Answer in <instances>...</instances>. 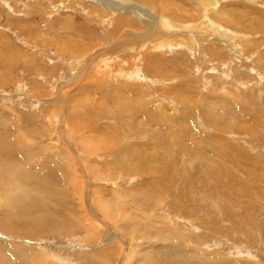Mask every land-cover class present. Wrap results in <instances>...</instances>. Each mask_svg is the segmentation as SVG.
<instances>
[{
	"label": "rangeland",
	"instance_id": "374dc122",
	"mask_svg": "<svg viewBox=\"0 0 264 264\" xmlns=\"http://www.w3.org/2000/svg\"><path fill=\"white\" fill-rule=\"evenodd\" d=\"M210 1L224 17L213 33L226 29L236 41L212 36L211 25L195 34L202 0H156L190 30L164 47L104 52L93 65L122 33L144 35L150 23L131 11L151 6L0 0V137L30 172L12 200L0 196L6 263L29 264L14 257L19 244L30 264H178L196 249L264 264V0ZM112 3L129 11L118 30L124 13ZM101 202L124 240L100 223Z\"/></svg>",
	"mask_w": 264,
	"mask_h": 264
},
{
	"label": "bare ground",
	"instance_id": "6f19581e",
	"mask_svg": "<svg viewBox=\"0 0 264 264\" xmlns=\"http://www.w3.org/2000/svg\"><path fill=\"white\" fill-rule=\"evenodd\" d=\"M97 2H100V3H103V4H106V5H108V4H111V0H96ZM116 1V0H115ZM138 3H140V4H142V5H144V6H147V7H149V6H151V12H150V14H146V13H144L145 15H142V13H143V9L142 8H139L136 12H135V10H136V8L134 9V10H132L131 12V14H135L136 15V17L138 18V19H140L141 20V23H144V24H146V23H150L149 24V26L147 27V29H146V31H145V33H144V35H141L140 33H134V34H132V32L131 31H133V30H131V31H127V32H125V33H122L123 35H122V37L120 38V40L118 41V43H116V44H111L110 46H108V48H106L105 50H103V52L101 53V52H99L97 55H95L94 57H92L91 58V63H92V61L93 60H95V58H97V56H99L100 54H103L104 52H108V54H115L116 56H117V54L119 53V52H121V51H124V50H131V48L133 47V46H135V47H137V46H144V45H146V44H149V45H152L153 47L154 46H157V45H159V46H161V47H164L165 45H169V39L168 38H170V36L172 37H174V36H177V35H179V34H181L182 32H188L190 29H188V30H182L181 28H176V26H175V22L176 21H172V20H168L165 16L167 15V16H169V14H167V12H166V9H165V7H161V6H158L157 4H156V0H136ZM159 1V0H158ZM208 1H210V0H202V3H203V5H204V7H203V9H204V12H203V14H206V16L205 17H203L204 19H205V21L204 22H202V23H199V24H201V25H199V30H197V32H196V30H195V32H193V33H195V34H198V32L200 33V31H201V28L203 27V26H207V25H211V24H213V23H215L214 21L215 20H220V19H222V18H224V17H221V16H219V13L220 12H216L215 10H213L214 8H213V6H215V5H217L218 3H213V6H212V8L213 9H211V7L209 8V6H211V1L210 2H208ZM215 2H217V0H214ZM153 3H155V6H154V4ZM126 5V4H125ZM153 5V6H152ZM112 7H111V9H113L114 8V10L116 11V10H123V13H124V15H118V17H117V19L115 18V22L117 23V25L115 24V30H118L122 25H125L126 24V21H127V14H129V11H128V9L126 8V7H124V5L123 4H117V3H112V5H111ZM130 6H131V4H130ZM134 6H135V4H134ZM217 7V6H216ZM178 10V9H177ZM180 11V10H179ZM187 11V10H186ZM174 12V11H173ZM177 12V11H176ZM179 13V12H178ZM187 13V14H186ZM185 13V15H188V13L189 12H186ZM126 14V15H125ZM175 15V14H174ZM183 15V14H182ZM225 15V14H224ZM223 15V16H224ZM130 16V15H129ZM176 16V15H175ZM185 17V16H184ZM189 20H190V14H189ZM176 17H174V19H175ZM179 18V17H178ZM171 19V18H170ZM173 19V20H174ZM177 19V18H176ZM182 19V18H181ZM186 19V18H185ZM184 19V20H185ZM178 20H180V18L178 19ZM143 21V22H142ZM172 22L174 23L173 25H172ZM179 23V22H178ZM131 26V25H130ZM182 27V26H181ZM216 28H214L212 25L210 26V28L209 29H211V34H212V36H217V37H226L227 35L228 36H233L234 38H231V37H229L230 39H231V41H236V39H235V37H237V36H235L236 34L234 33L233 35H232V33L230 34L229 32L228 33H226L228 30H223V32H220V34H214L213 33V31L215 30V31H217L218 32V29H222V28H218L217 26H215ZM184 28V27H183ZM121 30V29H120ZM120 32V31H119ZM117 33V32H116ZM204 33H209L210 34V32H207V31H204L203 30V34ZM219 35V36H218ZM158 36H160V37H165L164 38V40L163 41H161L160 40V38L158 37ZM199 37H201V38H203V35H199ZM206 37V36H205ZM241 38V37H240ZM244 38V37H243ZM162 39V38H161ZM219 39V38H218ZM239 39V38H238ZM224 41V40H223ZM114 43V42H113ZM154 44V45H153ZM238 44V43H237ZM244 45V43H242V46ZM231 46V45H230ZM74 47V46H73ZM244 47V46H243ZM76 50V49H75ZM82 50V49H81ZM64 51H66V49L64 50ZM78 51V50H77ZM148 56V55H147ZM148 57H150V56H148ZM96 61V60H95ZM88 63V62H87ZM90 64V63H89ZM93 65H94V63H92ZM123 66H124V63L122 64ZM87 68H89V67H87ZM86 68V69H87ZM99 70V69H98ZM130 70V69H129ZM128 70V71H129ZM82 72V71H81ZM86 72H88L87 70H85L83 73H84V75H85V73ZM134 72V71H133ZM83 73H82V75H83ZM99 73V72H98ZM76 74V73H75ZM93 74V72H90V75L88 74L87 75V79H86V81L88 80V78H90V76ZM82 75H78L77 77H75L74 79L73 78H71V79H73V81L74 82H79V81H81V79H82ZM89 76V77H88ZM134 76V75H133ZM139 77V76H138ZM142 77V76H141ZM137 79V78H136ZM143 79V78H142ZM75 84V83H74ZM76 85V84H75ZM85 86V85H84ZM70 87V86H69ZM129 94V93H128ZM138 108V107H137ZM64 109V108H63ZM157 110V109H156ZM137 113V112H136ZM138 113H139V111H138ZM65 114V113H64ZM78 115V114H77ZM157 115V114H156ZM163 115V117L162 118H164V113L162 114ZM64 116V115H63ZM62 116V117H63ZM158 116V115H157ZM65 117V116H64ZM160 119H161V117H160ZM61 120H62V118H61ZM164 120V119H163ZM63 121V120H62ZM161 121V120H160ZM64 122V121H63ZM62 122V123H63ZM66 122V121H65ZM144 123V122H143ZM133 124V123H132ZM62 125L63 124H61V127H62ZM145 126V125H144ZM143 126V127H144ZM64 127V126H63ZM74 128V127H73ZM142 129V128H141ZM140 129V130H141ZM158 129V128H157ZM62 133V132H61ZM129 137V136H128ZM10 139H8L7 140V138L6 137H3V136H1L0 137V148H1V150L4 152V155H2V157H1V155H0V196L2 197V196H5V198L8 196V198H9V200H12L13 199V195H14V192H16L17 190L15 189L16 188V184H19V186L21 187V186H23V181L25 180L26 181V179L28 178V173H30V172H26L24 169H26L25 167H17L16 165H17V162H18V158H19V155H15V150H12V149H7V144H6V142L7 141H9ZM12 140V139H11ZM13 141V140H12ZM69 141V140H68ZM80 142V141H79ZM82 142V141H81ZM84 144H85V142H84ZM127 144V143H126ZM108 145H110V144H108ZM135 145V144H134ZM2 147H5V149L4 148H2ZM103 147V146H102ZM132 147H133V143H132V141L129 143V144H127V145H125V147H124V149L126 150L125 152H127V150H129L130 152H131V150H132ZM71 148H73V150H77V147H76V145H74L73 143L71 144ZM33 149V148H32ZM105 149V148H104ZM156 149V148H155ZM122 150H123V148H122ZM28 151V150H27ZM129 153V152H128ZM6 155V156H5ZM130 155V154H129ZM62 156V155H61ZM121 156V155H120ZM80 158V157H79ZM49 160H51V159H49ZM125 160H127V161H129L130 160V157L129 158H127V159H125ZM124 160V161H125ZM52 161V160H51ZM77 161H78V159H77ZM126 161V162H127ZM8 162V163H7ZM49 162V161H48ZM56 162V161H55ZM79 162H80V159H79ZM210 169V168H209ZM218 168L217 167H215V166H211V169H210V171H211V173H212V177L214 176V177H216L217 175H218V173H219V171L217 170ZM218 172V173H217ZM60 175V174H59ZM64 175V174H63ZM222 175V173L220 174V176ZM86 176V175H85ZM252 176V175H251ZM60 177V176H59ZM253 177V176H252ZM45 178V177H44ZM65 178V177H64ZM86 178L88 179V177L86 176ZM216 180V179H215ZM214 180V181H215ZM261 180V179H260ZM35 181V180H34ZM92 181H90V183H91ZM45 184H46V181H45ZM218 184H220L221 185V183H218ZM28 185V184H27ZM39 185V184H38ZM49 185V184H48ZM24 187H26V186H24ZM38 187V186H37ZM46 187V186H45ZM94 187V182H92L91 183V186H90V188H93ZM34 189V188H33ZM21 190V196L23 197V196H25V195H27L26 194V190H24V189H20ZM37 190H39V188L37 189ZM36 191V190H35ZM44 191V190H43ZM29 192H32L30 189H29ZM40 192H41V190H40ZM93 191H91V193H92ZM12 193V194H11ZM28 193V192H27ZM37 193L38 194H40L38 191H37ZM42 193H44V192H42ZM9 194H11L12 195V197H11V199H10V196H9ZM30 194H32V193H30ZM46 194V193H45ZM257 194V193H256ZM34 195H35V193H34ZM43 195V194H42ZM38 196V195H37ZM118 196V195H117ZM0 197V202H2V201H5V200H8V199H4V197L3 198H1ZM147 197H148V199L150 198V194L149 193H147ZM120 199H121V196H120ZM144 199H145V201L147 200V198H146V196L144 197ZM143 201V200H142ZM7 202V201H6ZM13 202H14V200H13ZM91 202V201H90ZM8 203V202H7ZM6 203V204H7ZM64 203V202H63ZM90 205L91 206H89V209L90 210H92V204L90 203ZM108 205V204H107ZM8 206V205H7ZM47 206V205H46ZM94 206V205H93ZM57 208V207H56ZM95 208V207H94ZM106 207H105V205H104V203H100V209H98V208H95L96 210H97V212L98 211H102V212H106L107 213V209H105ZM15 211V210H14ZM110 211V210H109ZM131 211V210H130ZM9 212V211H8ZM94 212V211H93ZM113 212V211H112ZM55 213V212H54ZM110 213V212H109ZM98 214H99V212H98ZM247 214V213H246ZM108 215V214H107ZM4 217H6V216H4ZM98 218H99V221H100V223L101 224H103L104 225V227H106L108 230V232H112V235L111 236H113V237H115V236H117V237H119L121 240H124V237L122 236V235H120L119 233H117L116 231H114V229L112 228V227H110L107 223H106V220H104V216L102 217L101 216V214H99L98 216H97ZM222 217V216H221ZM223 218V217H222ZM214 219H215V217H214ZM115 220V219H114ZM125 220H127V219H125ZM213 220V219H212ZM7 221V220H6ZM129 221V220H128ZM225 220L223 219V221L222 222H224ZM214 222V221H213ZM244 222V221H243ZM217 224V223H216ZM102 225V226H103ZM236 225H238L237 223L235 224V226ZM234 226V229H236L235 231H237L238 230V228H236ZM242 226V225H241ZM240 226V227H241ZM88 227V226H87ZM263 227V226H262ZM205 228V227H204ZM242 228V227H241ZM251 228V227H250ZM209 231H210V233H212V234H219L218 233V229H215V228H211V230L210 229H208ZM239 230H240V228H239ZM263 231V230H262ZM10 232H12V231H10ZM222 233V232H221ZM241 233V232H240ZM181 235H183V234H181ZM208 235H210V234H208ZM221 235V234H220ZM220 235H219V237H220ZM180 236V235H179ZM184 236V235H183ZM201 236H202V234H201ZM206 237V235H203V237ZM216 236V235H215ZM92 237L93 236H91V240H92ZM113 237L112 238H109L110 240L108 241V242H111V240H113ZM213 237V236H212ZM211 236H209V238H212ZM21 239V238H20ZM197 240H198V242H200V244L199 245H201L202 243L201 242H203V240L201 239L200 240V237H198L197 238ZM196 241V240H195ZM206 241V240H205ZM16 244V243H15ZM13 245L14 244H10V246L13 248ZM201 246H203V245H201ZM10 247V248H11ZM23 247H21L19 244H18V246L17 245H15V248H13L12 250H13V253H14V257L15 258H17L18 259V261H23V262H25V263H31L30 262V260L32 259V258H28V256H29V252L30 251H27V250H24V249H22ZM193 249V248H192ZM196 249V248H195ZM200 250H202V249H200ZM199 249L197 250H193V253H191L190 254V256L188 257V255H187V258H189V260L188 261H184V260H182L181 259V257L179 256V258H177L178 259V261H179V263L178 264H229V263H227L226 261H224L225 259H222V258H220V257H217L218 255H216V256H209L207 253L205 254V253H202L201 251H200ZM23 251V252H22ZM190 252V251H189ZM188 253V252H187ZM181 255V254H180ZM13 258V257H12ZM28 258V259H27ZM4 259H6V256L5 255H2V254H0V264H8V263H6V260L4 261ZM27 259V260H26ZM240 259V258H239ZM17 262V261H16ZM176 262V261H175ZM43 262H37V263H35V262H33L32 264H42ZM169 263V262H168ZM167 263V264H168ZM15 264V263H14ZM44 264V263H43ZM232 264V263H231Z\"/></svg>",
	"mask_w": 264,
	"mask_h": 264
}]
</instances>
